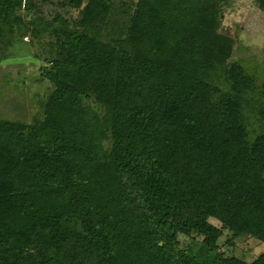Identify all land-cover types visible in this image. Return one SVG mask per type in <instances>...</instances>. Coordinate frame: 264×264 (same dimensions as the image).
<instances>
[{"label": "trees", "instance_id": "trees-1", "mask_svg": "<svg viewBox=\"0 0 264 264\" xmlns=\"http://www.w3.org/2000/svg\"><path fill=\"white\" fill-rule=\"evenodd\" d=\"M230 1L0 0V68L41 41L66 132L0 120V264H264L220 247L264 243V65L210 45Z\"/></svg>", "mask_w": 264, "mask_h": 264}, {"label": "rangeland", "instance_id": "rangeland-1", "mask_svg": "<svg viewBox=\"0 0 264 264\" xmlns=\"http://www.w3.org/2000/svg\"><path fill=\"white\" fill-rule=\"evenodd\" d=\"M133 2L134 0H118L117 11L134 7ZM223 15L221 29L211 41V47L231 55L233 53L231 59L245 60L250 57L252 63L257 61L259 65H264V12L257 7L256 1L231 0L223 8ZM22 41L27 45L22 42L15 48H9L11 54L7 59H11L0 68V120L29 124L38 140L50 149L66 132L50 128L44 122L43 106L52 89L51 82L47 79L48 66L44 61L45 45L39 40L34 41L31 35L23 36ZM12 54L14 57H11ZM259 73L261 86L264 85V66ZM89 106L102 112V108L93 102ZM109 150L102 155L107 162H103L97 169L98 174L103 173L108 177L114 176L115 170ZM211 222L220 226L215 220ZM230 237L229 233H225L220 239L221 250L227 256L252 263L264 253V243L255 238L244 237L228 244ZM182 241L188 242L183 238Z\"/></svg>", "mask_w": 264, "mask_h": 264}]
</instances>
